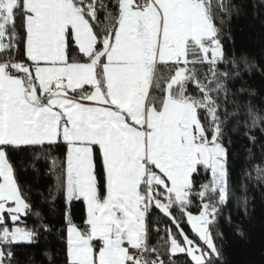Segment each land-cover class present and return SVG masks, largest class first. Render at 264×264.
Here are the masks:
<instances>
[{
	"label": "snow or ice",
	"instance_id": "1",
	"mask_svg": "<svg viewBox=\"0 0 264 264\" xmlns=\"http://www.w3.org/2000/svg\"><path fill=\"white\" fill-rule=\"evenodd\" d=\"M217 11L229 5L0 0V264L37 235L11 154L61 140L66 159L51 162L69 206L67 264H173L178 253L219 264L211 226L229 191ZM153 208L170 221L155 244Z\"/></svg>",
	"mask_w": 264,
	"mask_h": 264
},
{
	"label": "trees",
	"instance_id": "2",
	"mask_svg": "<svg viewBox=\"0 0 264 264\" xmlns=\"http://www.w3.org/2000/svg\"><path fill=\"white\" fill-rule=\"evenodd\" d=\"M209 2L216 5L219 0ZM224 2L229 11H217L214 23L220 30L224 52L218 68L227 73L221 77L226 91L219 94L218 102L223 121L221 142L228 152L229 195L227 202L219 206L211 232L220 249L219 264H264V0ZM11 158L32 206L23 219L28 228L37 229L34 243L14 246L15 264H67L65 213L69 206L58 188L51 162L52 158L58 164L65 161V143L18 150ZM97 173L102 182L99 162ZM196 179L204 182L203 170ZM191 210L196 214L198 204L194 203ZM70 211L73 221L82 226L83 203L73 201ZM147 220L151 243L155 244L170 221L154 208ZM41 224H46L48 230ZM171 259L173 264H188L190 258L176 254Z\"/></svg>",
	"mask_w": 264,
	"mask_h": 264
},
{
	"label": "crops",
	"instance_id": "3",
	"mask_svg": "<svg viewBox=\"0 0 264 264\" xmlns=\"http://www.w3.org/2000/svg\"><path fill=\"white\" fill-rule=\"evenodd\" d=\"M61 142H63L62 140H61ZM66 145V144H65ZM66 153H67V145H66ZM85 209V208H84ZM23 226V225H22ZM66 240H67V235H66ZM67 261H68V257H67Z\"/></svg>",
	"mask_w": 264,
	"mask_h": 264
},
{
	"label": "built area",
	"instance_id": "4",
	"mask_svg": "<svg viewBox=\"0 0 264 264\" xmlns=\"http://www.w3.org/2000/svg\"><path fill=\"white\" fill-rule=\"evenodd\" d=\"M148 216V215H147ZM146 223H147V226H148V220H147V218H146Z\"/></svg>",
	"mask_w": 264,
	"mask_h": 264
},
{
	"label": "rangeland",
	"instance_id": "5",
	"mask_svg": "<svg viewBox=\"0 0 264 264\" xmlns=\"http://www.w3.org/2000/svg\"><path fill=\"white\" fill-rule=\"evenodd\" d=\"M179 254V253H178ZM176 255V254H175Z\"/></svg>",
	"mask_w": 264,
	"mask_h": 264
}]
</instances>
